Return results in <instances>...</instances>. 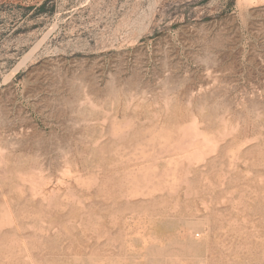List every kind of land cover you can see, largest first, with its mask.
<instances>
[{
	"label": "rangeland",
	"instance_id": "rangeland-1",
	"mask_svg": "<svg viewBox=\"0 0 264 264\" xmlns=\"http://www.w3.org/2000/svg\"><path fill=\"white\" fill-rule=\"evenodd\" d=\"M0 264H264V0H0Z\"/></svg>",
	"mask_w": 264,
	"mask_h": 264
},
{
	"label": "bare ground",
	"instance_id": "bare-ground-1",
	"mask_svg": "<svg viewBox=\"0 0 264 264\" xmlns=\"http://www.w3.org/2000/svg\"><path fill=\"white\" fill-rule=\"evenodd\" d=\"M120 133V132H119ZM123 133V132H122ZM124 134V133H123ZM196 135V134H195ZM154 155V154H153Z\"/></svg>",
	"mask_w": 264,
	"mask_h": 264
}]
</instances>
